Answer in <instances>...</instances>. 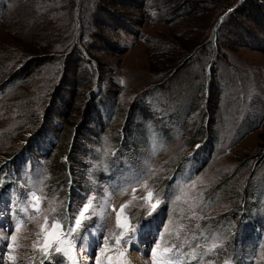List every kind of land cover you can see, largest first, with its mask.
Segmentation results:
<instances>
[{
	"label": "rangeland",
	"instance_id": "374dc122",
	"mask_svg": "<svg viewBox=\"0 0 264 264\" xmlns=\"http://www.w3.org/2000/svg\"><path fill=\"white\" fill-rule=\"evenodd\" d=\"M182 2L0 0V168L59 125L56 140L46 142L55 141L52 148L44 147L48 157L34 167L36 180L32 164L19 174L15 164L0 177V264H41L43 237L33 244L45 215L49 227L53 219L67 226L64 163L76 193L68 216L93 196L99 210L111 194L102 231L112 244L111 208L130 200L132 187L144 197L147 180L164 198L151 216L142 199L125 210L137 231L129 233L131 245L120 246L124 264H152L162 233L167 243L158 251L175 246L176 264H236L233 237L254 224L257 235L246 246L261 243L237 252L238 264H264V26L236 19L239 8L232 10L242 0ZM115 156L122 162L110 163ZM5 182L10 188L2 189ZM32 189L39 213L29 206ZM100 224L95 216L85 221L79 264H95ZM213 243L219 247L209 253ZM52 252L46 264H67Z\"/></svg>",
	"mask_w": 264,
	"mask_h": 264
},
{
	"label": "snow or ice",
	"instance_id": "6c2138e0",
	"mask_svg": "<svg viewBox=\"0 0 264 264\" xmlns=\"http://www.w3.org/2000/svg\"><path fill=\"white\" fill-rule=\"evenodd\" d=\"M129 183H139V177L130 181ZM144 189H147L146 195L144 197L138 198L135 193L137 192L136 187H132L131 191L133 193L132 198L126 201L124 204H121L119 210L115 206H112L111 211L115 213V229H119L117 231L114 229L111 232V238L114 239V244L110 242L109 237L103 236L102 228L108 222V206L111 200V194L105 198L103 204L100 206L99 210H97V204L95 202V197H91L87 199V202L83 205H77V213L74 216H66L65 219L68 221L67 226L60 222L59 219H53L52 223L49 227L48 224V216H44V224L40 227V232L37 233L38 240L34 242L33 248H36L39 245V237H43V245L40 247V251H42L44 259L41 261V264H46L51 260V256L53 254L52 250L54 249L55 254L62 255L67 264H79V260L76 255V242L78 240H87V235H81V229L85 227V221L91 220L92 217H99L101 224L98 226V231L100 232L101 237L103 238V246L97 242L96 247L99 249L98 253H94L95 255V264H124V256L126 254V250L120 251V246L122 243L131 245L132 240L134 239V235H129V233L134 234L137 231L136 225H131L130 220L126 214V209L129 208L130 205L133 204V201L137 199H142L144 201L143 207L149 209L148 216H151L158 207L164 203V198L160 197L159 193H154L148 187V181L144 180L142 185ZM193 187H195L193 185ZM127 189H125V192ZM124 194V193H121ZM186 193H182L181 196H177L176 200L181 201L183 196ZM32 200L29 201V206H31L34 210L39 213V204L41 202V198L36 195L35 190L31 193ZM158 197L153 202V197ZM185 203L188 201L185 200ZM68 207H66L65 211H68ZM28 207L24 208L25 213H27ZM51 211L55 212L56 208H52ZM22 221V217H20ZM35 219V218H34ZM20 225H17L19 228ZM184 226L180 225L179 230H183ZM9 231H11L9 229ZM169 229L166 227L164 232L167 233ZM177 236H179V231H177ZM15 239V237H13ZM207 239V238H206ZM161 243H167L164 239V233L160 234V239L157 241L155 247L152 249L153 262L152 264H176V261L172 259L170 253H173V248H163L162 251H158L161 248ZM183 247V245H181ZM199 247V245H197ZM218 244L213 243L211 247L208 249V252L214 251ZM117 250L118 254L116 256H107V259H102L106 255V253ZM2 255V254H0ZM11 261H14V257H9ZM192 260H197V255L193 254L191 257ZM51 264H56L55 261H52ZM225 264H229V261H225Z\"/></svg>",
	"mask_w": 264,
	"mask_h": 264
},
{
	"label": "trees",
	"instance_id": "16d2710c",
	"mask_svg": "<svg viewBox=\"0 0 264 264\" xmlns=\"http://www.w3.org/2000/svg\"><path fill=\"white\" fill-rule=\"evenodd\" d=\"M108 1H110V2H117V1H121V0H108ZM181 1V0H180ZM183 2L182 3H184V1H191V2H193L192 0H182ZM260 2V3H259ZM264 0H242V2L239 4V5H237V6H235L234 8H233V13H234V10H236L237 8H239V10L237 11V18L236 19H238V17H240V18H244V20H251L252 22H254V23H256V24H258V25H261V26H264V7H263V5H264ZM257 3H258V5H257ZM116 4V3H115ZM263 4V5H262ZM241 8V9H240ZM99 11H101L100 10V8L98 9V12ZM229 13V12H228ZM228 13H226L225 15H224V17L228 14ZM256 13V14H255ZM233 15V14H232ZM223 17V18H224ZM242 22V21H241ZM241 22H238V25L237 26H239L240 27V23ZM244 33H245V31H243ZM215 40H216V38H215ZM215 40H214V42H215ZM178 44L180 45V43L178 42ZM262 46V45H261ZM260 46V47H261ZM259 48V47H258ZM209 67V70H210V65L208 66ZM56 95H54V97H55ZM105 107H106V105H104ZM109 107V106H108ZM94 110V109H93ZM93 110H92V112H91V115L93 114ZM98 110V109H97ZM101 113L104 115V114H106L107 115V113H104V111L102 112L101 111ZM94 115V114H93ZM96 116V115H95ZM94 116V117H95ZM109 116V115H108ZM93 117V116H92ZM91 117V118H92ZM92 120V123L94 124L95 123V121L93 122V119H91ZM58 126L59 125H57V126H55L54 124H50L49 126H47L48 127V130H47V136H45L44 135V130H43V132L42 131H40V132H42L39 136H38V139H34L32 142L30 141L28 144H27V146H25L24 148H23V150L20 152V153H18V155H17V157L15 158V157H13L9 162H7L3 167H1L0 168V177H1V175L3 176V174L5 175V172L7 171V170H10L15 164H16V173H20L21 172V169L23 168V166H26L27 168H28V166H29V164H32L31 165V173L33 174V176H34V178H35V173H36V171H35V169H34V167H36L37 165H39L38 164V159H42V160H46V158L48 157V154L50 153V151H45V150H47L46 148H44L45 146H47L48 147V145H49V147H51L52 148V146H53V144H54V142L55 141H52L53 143L52 144H47L46 142H51V140L53 139V140H56V138H54L55 136H54V131L56 130H58ZM99 128V127H98ZM54 131H53V130ZM42 130V129H41ZM84 130H87V127H85L84 126V128H83V131ZM123 132V131H122ZM125 134H126V132H123V133H121V135H120V138H119V140H118V142H117V148H118V150H120L121 149V147L123 146V141H125L126 140V136H125ZM72 136H73V134H72ZM74 137V136H73ZM196 144V142H194L193 144H192V146L193 145H195ZM51 148L49 149V150H51ZM116 148V149H117ZM45 149V150H44ZM47 153V154H46ZM121 157L122 156H115V157H113L112 159L110 158V163H112L113 165H115L116 164V162H122V160H121ZM36 163V164H35ZM51 166L53 167L54 166V164L52 163L51 164ZM62 167H63V165L62 164H58V166H57V171H56V176L59 174V172H60V170H62ZM64 171H65V176H66V178H65V180H67V184H68V186H69V183H70V186H69V191H68V193H65L64 192V199H65V201H64V206H66V207H68L69 205H70V207L68 208V211L69 210H72V207H73V205H72V202L74 203V197H75V195H76V193H75V191H74V182L70 179V177H68L69 175H71L72 174V171L70 170V166H69V164L68 163H64ZM39 173V172H38ZM5 178V177H4ZM56 179V178H55ZM35 180H36V178H35ZM31 181H34V180H31ZM5 187H8V188H10L9 186H7L6 185V182L3 184V186H2V189H5ZM12 188V187H11ZM15 189V188H14ZM66 189H67V186H66ZM32 190H34V189H32ZM66 191V190H65ZM18 192H16L15 191V193H13V194H11V196L13 197V199H15V200H13V205H14V207H17L18 205L16 204V202H21V199H20V195H18L17 194ZM0 195H1V193H0ZM17 200V201H16ZM66 207L62 210V213H61V215H62V218H64V220L66 221V219H65V217L66 216H68L67 214H68V211L66 212L65 211V209H66ZM155 218V217H154ZM148 222H144V224H147V223H149L151 220H152V218H149L148 217ZM142 220V219H141ZM231 225H232V222H231V224L227 227V234H230L232 231H230V227H231ZM257 224H254V225H250L249 227H245L244 228V232L241 234V237H238L237 238V232H236V230H235V235H234V237H233V239H234V241H233V244L230 246V249H229V252L231 253V254H233V255H231L232 256V259H233V261L236 263V264H238V263H242V262H239L241 259H242V257H241V255H243V254H248L249 252V250H253L255 247H257V246H259L260 245V241H258L257 243H255V245H248V247L246 246L247 244H246V242L252 237H256V233H255V228H254V226H256ZM244 226V224L242 225V227ZM238 230H239V227H238ZM241 230H242V228H241ZM240 230V231H241ZM254 231V232H253ZM261 231H263V229L261 228ZM259 235H261V234H258V236ZM263 240V239H262ZM232 248V249H231ZM246 249V250H245ZM243 250H245V251H243ZM237 252H244L243 254L242 253H237Z\"/></svg>",
	"mask_w": 264,
	"mask_h": 264
}]
</instances>
